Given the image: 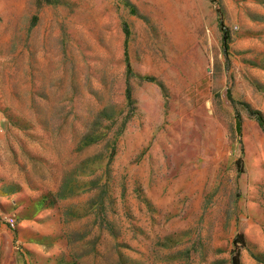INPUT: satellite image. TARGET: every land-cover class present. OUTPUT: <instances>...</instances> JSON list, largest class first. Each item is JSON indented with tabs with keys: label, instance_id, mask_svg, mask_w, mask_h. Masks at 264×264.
Listing matches in <instances>:
<instances>
[{
	"label": "rangeland",
	"instance_id": "obj_1",
	"mask_svg": "<svg viewBox=\"0 0 264 264\" xmlns=\"http://www.w3.org/2000/svg\"><path fill=\"white\" fill-rule=\"evenodd\" d=\"M258 115L264 0H0V264H264Z\"/></svg>",
	"mask_w": 264,
	"mask_h": 264
},
{
	"label": "trees",
	"instance_id": "obj_2",
	"mask_svg": "<svg viewBox=\"0 0 264 264\" xmlns=\"http://www.w3.org/2000/svg\"><path fill=\"white\" fill-rule=\"evenodd\" d=\"M221 28H222V32H223L224 48H225V51H227L229 48V46H228L229 34L225 30V26H224L223 22H221ZM125 35H126V37H128V32L126 30H125ZM257 121L264 130V118L262 116L258 115ZM236 126H237V130L240 131L241 122H240V119L238 117H237ZM246 243H247L246 238H245L243 233H239L236 235V237L234 238V241H233V245L236 249V252H235V255L233 256L232 264H242L240 249L242 247H245Z\"/></svg>",
	"mask_w": 264,
	"mask_h": 264
}]
</instances>
